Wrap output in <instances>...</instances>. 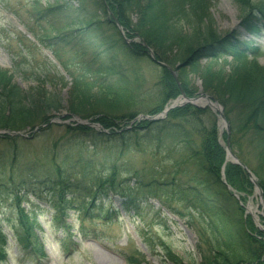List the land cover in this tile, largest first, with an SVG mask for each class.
Returning a JSON list of instances; mask_svg holds the SVG:
<instances>
[{
    "label": "trees",
    "instance_id": "16d2710c",
    "mask_svg": "<svg viewBox=\"0 0 264 264\" xmlns=\"http://www.w3.org/2000/svg\"><path fill=\"white\" fill-rule=\"evenodd\" d=\"M203 2L99 0L95 6L106 14L109 8L127 36L141 38L153 50L158 61L172 71H176L179 66L177 73L181 81H185L182 74L187 66L198 68V57L217 58L226 54L225 51H230L233 71L226 74L220 69L212 74V79L217 83L214 95L224 106L228 121L234 108L240 112L238 121L242 126L235 119L230 120L231 148L234 150L243 137L240 133L252 132L254 144L261 149L264 168V83L259 81L264 78V69L257 65L256 60H249L247 44L240 43L235 33L221 37L213 27L206 26L204 32L198 30L197 34L183 36L182 28L177 26L182 22L193 24L196 10L205 11L209 19L207 0ZM236 2L242 15L241 25L248 32H260L264 28V0ZM86 27L98 33L97 37L107 47V55L102 58L96 51L84 47L82 42L72 40L70 52L84 61L88 59L84 67L79 64L84 75L91 72L94 76L105 74L110 77L122 72V65L117 64L116 57L120 52L119 43L128 61L138 63L147 57L146 48L142 45H126L123 42L112 20L102 22L93 19ZM103 27L109 28L114 35L105 36L101 32ZM69 38L70 35L60 34L58 43L49 47L56 49V45L64 44ZM55 55L61 60L58 54ZM250 76L254 79L247 80ZM207 80L210 81V77ZM76 81L73 91L78 104L72 105V108L74 112H81L86 107L83 105V101L87 100L85 90L93 89V85L90 89L88 84H82L79 79ZM181 85L187 96L192 97L197 93V90L188 89L184 83ZM100 90L105 93L104 102L112 100L109 105L97 106L98 109L111 112L116 110L118 103L122 102L121 95L110 89ZM152 90L153 107L146 113L151 116L160 113L181 94L180 87L167 68H161L159 79ZM205 92L209 90L206 88ZM27 95L12 82L10 76L0 72V130H33L38 125L48 123L52 117L50 113L60 108V100L56 95L47 93L36 100H30L33 97L28 98ZM81 95H84L83 98ZM39 111H43L44 116L34 118ZM209 113L208 110L187 105L170 111L164 120L144 121L121 133L117 131L123 127L116 123L127 120L130 124L139 113L128 112L121 118H100L99 123L109 134L87 126L50 125L46 129L47 134L39 136L42 143L50 140L55 133L60 134V137L50 148H42L38 154L31 153L37 152L30 149L35 146L33 140L9 136L0 138V209H7L16 216L13 231L20 247L29 255L44 256L43 243L35 233L36 219L33 221V214L22 207L23 203L32 204L34 199L46 204L54 213V224L69 230L65 218L70 212L78 213L81 220H84L112 196L121 200L126 212L140 217H143L142 213L152 200L161 199L164 205L162 197L169 201L181 197L186 200L189 210L204 221V230L213 237L224 239L220 224L228 225L238 234L239 249L230 251L217 245L208 251L209 255L203 253L202 264H264V234L255 228L251 217L246 216L244 208L227 188L228 185L237 192H246L248 187L253 186L240 166L226 163V151L221 140L227 142V133L220 135L216 115ZM82 139L89 141L94 151L99 150L105 154H113L117 150L121 152L130 147L141 153L149 151L152 159L162 160L151 166L148 162L141 168L131 165L120 168L117 164L100 165L88 153L84 155L80 152L76 159L71 158L70 154L76 147L80 148L83 142L78 141ZM240 158L247 165L244 158ZM224 165L225 183L221 174ZM259 178L264 193V176ZM206 217L214 223H209ZM200 236L206 237L201 232ZM6 245L7 238L0 224V260L6 258ZM170 261L179 262L173 256Z\"/></svg>",
    "mask_w": 264,
    "mask_h": 264
},
{
    "label": "rangeland",
    "instance_id": "374dc122",
    "mask_svg": "<svg viewBox=\"0 0 264 264\" xmlns=\"http://www.w3.org/2000/svg\"><path fill=\"white\" fill-rule=\"evenodd\" d=\"M97 2L99 0H0V72L11 76L13 83L25 95L28 94V98L33 97L30 100L39 99L47 93L57 96L56 98L60 100L58 103L60 108L50 113L52 117L48 122L51 125L76 127L90 122L102 127L99 123L100 118L113 116L121 118L128 112L139 113L142 116L153 107L151 105L154 97L152 88L159 79L160 68L147 57L138 63L128 61L124 58L125 52L122 50V44L119 43L120 52L116 57L117 64L122 65L123 71L107 77L105 74L103 76L84 75L79 64L84 67L88 59L84 61L70 52V42L76 40L82 42L87 49L96 51L102 58L106 57L107 47L97 37L98 33L91 32V29L86 27L92 23L93 19L102 22L110 20L108 14L99 11L95 6ZM207 5L209 19L205 11L198 9L193 24L183 22L178 24L177 27L182 28L183 36L197 34L198 30L204 32L206 26L213 27L221 37L235 33L240 43L248 44L246 53L251 55L257 65L264 69V33L252 36L245 30L241 25L240 10L236 0H207ZM101 32L107 37L114 35L107 27H103ZM60 34L70 35L69 40L66 39L64 44L56 45V49L49 48V45L58 43ZM225 53L232 54L230 51H225ZM55 54L60 56V61ZM198 60V68L187 66L182 74L185 81H179L184 83L188 89L197 90L193 97L200 94L210 96L212 102L223 108L225 114L224 106L214 95L217 83L212 79V74L220 69L226 74L232 73L234 67L232 60L230 57H220L216 61H211L203 56L198 57ZM209 77L210 81L207 80ZM251 77L247 80L254 79ZM76 79H79L82 84H88L90 89L93 85V89L85 90L87 100L83 101V105L86 107L81 112H74L72 108L74 107L72 105L77 103L73 91ZM260 80L264 83V78ZM100 88L110 89L121 95L122 102L118 103L116 110L111 112L108 109H98L97 106L109 105L112 100L104 102L105 93ZM206 88L209 92H205ZM182 92L186 95L184 89ZM225 94L227 95L226 92ZM83 96L81 95L82 98ZM178 98L180 95L176 99ZM226 98L228 100L227 96ZM203 110H208L211 114L216 113L210 108ZM215 115L221 135L225 126L221 124L217 114ZM42 116H44L43 111H39L34 118L40 119ZM239 117L240 112L234 108L229 117L230 120L238 121ZM230 120H227L228 124H231ZM126 121L116 123L125 129L117 133L130 128L129 122ZM239 124L242 126V123L239 122ZM134 125L139 124H131V126ZM46 129L45 127L33 135L32 140L35 146L30 149L37 152L31 153L38 154L42 148H50L53 142L60 137V134L55 133L43 144L39 136L47 134ZM229 130L231 136V127ZM105 131L104 133L109 134V131ZM30 132V128H27L22 134L30 135ZM240 135L244 138H240L234 150L233 148L231 150L240 161V156L244 158L249 169L257 174L255 176L259 182V176L261 178L264 176L260 157L261 149L254 144L252 132L240 133ZM78 142L83 143L80 144V148L74 149V154H70L71 158L76 159L80 152L84 155L88 153L87 155L100 165L117 164L120 168L131 165L141 168L145 167L148 162L151 166L162 160L152 159L147 148L148 153H141L128 147V150L121 152L117 150L113 151V154H105L99 150L94 151L93 148L87 151V146L90 144L87 140L82 139ZM221 143L225 145L223 140ZM234 195L239 196L237 201H242L244 206H250L256 210L253 214L254 218L264 229V217L261 216L264 213L260 209V200L254 187H248L246 192H237ZM162 198L164 205L161 199L152 200L149 207H146L142 213L143 217L129 214L123 210L119 199L111 198L84 220H81L79 214L70 213L67 224L71 229L63 233L52 224L51 212L45 211L47 207L43 205L41 208L29 207L24 203V209L32 214L35 213L33 221L36 219L37 237L43 243L45 256L41 260H36L35 257L34 259L32 257L23 259L24 254L10 231V228L13 230L15 226L16 216L8 211V214L4 215L0 211V220L5 219L10 223L5 226L9 239L8 257L2 264H202L203 253L209 255L208 251L217 245L224 246L230 251L239 249L238 234L228 225L220 224L223 228L222 234L225 235L223 240L217 236L213 237L210 232L204 230L205 223L199 215L189 210L184 198L179 197L177 200L174 197L170 201L165 197ZM202 211L201 209L200 213ZM110 215H112L111 218ZM206 220L214 223L208 217ZM253 222L256 227L255 221ZM200 232L206 237H201ZM171 256L180 263L171 262Z\"/></svg>",
    "mask_w": 264,
    "mask_h": 264
},
{
    "label": "water",
    "instance_id": "95a60500",
    "mask_svg": "<svg viewBox=\"0 0 264 264\" xmlns=\"http://www.w3.org/2000/svg\"><path fill=\"white\" fill-rule=\"evenodd\" d=\"M118 25V28L121 30V27L119 26V24L117 23ZM125 41L127 43H132L133 41L131 40H127L125 39ZM151 58L154 62H157L156 59L153 57V55L151 54ZM158 63V62H157ZM159 65L161 66H164L163 64L161 63H158ZM182 99L183 101H176L173 103V105L169 108V109H166L162 115L165 116L171 109H174V108H177V107H180V106H184L186 104H191V105H194V106H197V107H202V108H210L212 111L218 113L219 115V118L221 119V122H223L227 128V133L229 134V124L228 122L226 121L225 119V116L223 115V109L217 104V103H213L212 101H210V99L205 96V95H199L198 97H194V98H189L187 97L185 94H182ZM199 103H202L203 105H198ZM16 135V134H14ZM227 154L228 156L231 158V162L233 164H236L238 166H241L246 172H247V175L249 176L251 182L255 185V187L258 189V194H259V197L260 199L262 200V202L264 203V199H263V192L262 190L259 188L258 184H257V181L256 179L254 178V175L251 173V171L244 165L242 164L238 158L235 156V154L231 151L230 149V145H229V142L227 143Z\"/></svg>",
    "mask_w": 264,
    "mask_h": 264
},
{
    "label": "bare ground",
    "instance_id": "6f19581e",
    "mask_svg": "<svg viewBox=\"0 0 264 264\" xmlns=\"http://www.w3.org/2000/svg\"><path fill=\"white\" fill-rule=\"evenodd\" d=\"M245 209L247 211V213H251V214H255L256 210L252 209L250 206L246 207L245 206ZM260 209L261 211L264 213V205L260 203ZM261 216H264L263 214ZM259 225V224H258ZM259 227L261 228V226L259 225ZM256 228V227H255ZM258 229V228H256Z\"/></svg>",
    "mask_w": 264,
    "mask_h": 264
}]
</instances>
